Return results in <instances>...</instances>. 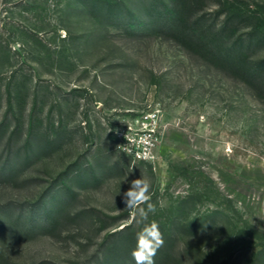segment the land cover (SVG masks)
<instances>
[{
    "label": "rangeland",
    "instance_id": "1",
    "mask_svg": "<svg viewBox=\"0 0 264 264\" xmlns=\"http://www.w3.org/2000/svg\"><path fill=\"white\" fill-rule=\"evenodd\" d=\"M264 264V0H0V264Z\"/></svg>",
    "mask_w": 264,
    "mask_h": 264
},
{
    "label": "clouds",
    "instance_id": "2",
    "mask_svg": "<svg viewBox=\"0 0 264 264\" xmlns=\"http://www.w3.org/2000/svg\"><path fill=\"white\" fill-rule=\"evenodd\" d=\"M150 182L146 178L135 179L130 182L127 192L123 193L125 208L136 210L137 223L142 224L141 230L136 235V246L131 252L135 264H155L154 257L163 245L160 226L156 221L149 222V213L155 212V207L149 203L147 208L138 207L149 199Z\"/></svg>",
    "mask_w": 264,
    "mask_h": 264
}]
</instances>
